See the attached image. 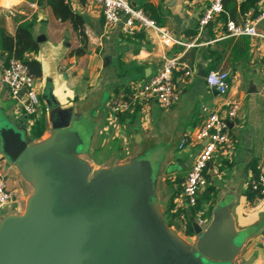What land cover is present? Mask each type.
Returning <instances> with one entry per match:
<instances>
[{
    "label": "crops",
    "instance_id": "0c3cea01",
    "mask_svg": "<svg viewBox=\"0 0 264 264\" xmlns=\"http://www.w3.org/2000/svg\"><path fill=\"white\" fill-rule=\"evenodd\" d=\"M65 1L78 16L76 24L60 20L46 0H0V35L4 32L13 37L19 26L30 25L38 44L37 52L26 53L24 59L38 63L35 72L29 70L36 79L41 107L37 116L22 115L0 79V120L24 128L36 142L52 131L58 111L76 113L79 119L74 129L84 139L91 135L82 157L93 167H111L131 157L141 158L147 148L152 149L158 154L153 179L164 217L174 203V211L182 214L177 226L170 227L193 236L197 217L181 197V185L202 143L190 140L182 149L178 144L184 134L205 120L203 108L219 109L225 116L230 103L238 104L237 118L230 123L231 142L209 163L207 185L198 201L200 206L210 208V214L220 199L231 204L236 226L246 238L240 263L264 264V196L250 190L264 148V39L231 37L225 29L228 20L237 24L254 20L264 0H222L223 12L201 30L199 19L213 0H128L167 29L181 43L176 45L162 44L151 30L124 35L121 23L105 27L96 4ZM256 29L264 35V19ZM9 57L0 48V78ZM164 57L176 60L172 75L178 91L176 103L166 109L155 102L139 105L110 123L106 104L111 96L119 91L128 93L132 83L155 75ZM211 71L229 75L226 95L206 85L205 77ZM37 120L42 121L39 137L32 134ZM115 141L108 164L93 157L94 149H104ZM0 171L15 198L13 205L0 210V217L21 213L30 188L1 151Z\"/></svg>",
    "mask_w": 264,
    "mask_h": 264
},
{
    "label": "water",
    "instance_id": "95a60500",
    "mask_svg": "<svg viewBox=\"0 0 264 264\" xmlns=\"http://www.w3.org/2000/svg\"><path fill=\"white\" fill-rule=\"evenodd\" d=\"M78 119L58 111L36 142L0 120V151L31 189L22 213L0 217V264H241L246 238L231 204L220 199L193 236L178 232L156 199L150 162L93 167L82 157Z\"/></svg>",
    "mask_w": 264,
    "mask_h": 264
},
{
    "label": "built area",
    "instance_id": "2783aa9c",
    "mask_svg": "<svg viewBox=\"0 0 264 264\" xmlns=\"http://www.w3.org/2000/svg\"><path fill=\"white\" fill-rule=\"evenodd\" d=\"M85 1L94 3L100 8L105 27L121 23V31L124 35H133L138 30H151L164 45L181 44L167 29L159 26L141 9L132 6L128 0ZM222 12V0H213L199 19V29L208 26ZM262 19H264V5L254 20L245 21L242 24L228 20L225 29L231 37L245 35L264 39V35L258 33L256 29L257 23ZM175 67V59L164 57L155 75L143 82L132 83L128 93L119 91L112 95L106 104L110 123H115L120 114L139 105L145 106L155 102L165 109L174 105L178 100V91L172 76ZM185 75L190 76V72H186ZM0 79L22 115L30 117L40 113L36 79L22 60L9 57ZM205 83L220 95H226L230 88L229 75L224 71L209 72L205 77ZM203 111L206 113L205 120L194 131L184 134L178 144V149H182L190 140L202 143L200 151L181 185V197L190 210L196 211L197 225L200 227L206 226L211 217L210 208L204 206L198 208L199 194L207 185L205 171L213 158L222 153L223 149L231 142L229 123L237 118L238 104L230 103L225 116L220 115L219 109L203 108ZM250 190L264 196V148L258 174L251 183ZM14 203V193L8 189L6 178L0 171V210ZM261 244L264 246V231L261 236Z\"/></svg>",
    "mask_w": 264,
    "mask_h": 264
},
{
    "label": "trees",
    "instance_id": "16d2710c",
    "mask_svg": "<svg viewBox=\"0 0 264 264\" xmlns=\"http://www.w3.org/2000/svg\"><path fill=\"white\" fill-rule=\"evenodd\" d=\"M47 3L51 6L54 14L62 21L70 20L76 24L78 16H76L69 5L65 0H46ZM0 48L8 53V56L14 57L22 60L28 68L33 71L34 66H38L37 62H30L24 59V55L28 52H37L38 44L33 39L32 34L30 33V25H22L16 29L15 35L13 37L5 34L4 32L0 35ZM39 69V68H38ZM32 134L36 137H39L42 134V121L37 120L34 122L32 127ZM182 190V188H181ZM200 202L198 201V208H200ZM175 204L172 203L169 205L168 217L165 221L168 226L175 225L179 223V217L182 214L181 211H174ZM191 214H194V210H190ZM177 223V224H176Z\"/></svg>",
    "mask_w": 264,
    "mask_h": 264
},
{
    "label": "rangeland",
    "instance_id": "374dc122",
    "mask_svg": "<svg viewBox=\"0 0 264 264\" xmlns=\"http://www.w3.org/2000/svg\"><path fill=\"white\" fill-rule=\"evenodd\" d=\"M92 130H93V128H92ZM80 137H81L82 142H83V150H84L85 145L88 146L89 143H90L91 135L89 137H86L85 136V139H84L83 134L82 135L80 134ZM115 143H116V141L115 142H112L110 145L106 146L104 149H94V151H93L94 152L93 157L94 158L98 157V158H100V160H99L100 162L107 163L108 164L109 163L108 162L109 161L108 160V157L110 156V154L112 152V149L111 148H112V146ZM117 144H118V142H117ZM124 155H126V153ZM157 156H158L157 153L153 154L152 149L147 148L146 151H145V154L142 155L141 158H143L145 160H148L150 162L151 166H152V169H153V164L155 165L157 163V160H158V157ZM99 167H104V166L100 165V166H96L95 168H99ZM30 192H31V189H29L27 196L30 194ZM198 200H199V197H198ZM24 207H25V205H22L21 206V209H20L21 213L24 211ZM200 208H203V206H201ZM209 214H208V216H209ZM194 215L197 217L196 211H194ZM178 232H180V231H178Z\"/></svg>",
    "mask_w": 264,
    "mask_h": 264
}]
</instances>
